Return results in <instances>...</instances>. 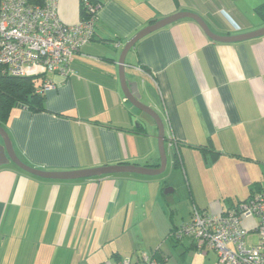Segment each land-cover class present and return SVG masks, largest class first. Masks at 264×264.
I'll return each instance as SVG.
<instances>
[{
    "label": "crops",
    "instance_id": "crops-1",
    "mask_svg": "<svg viewBox=\"0 0 264 264\" xmlns=\"http://www.w3.org/2000/svg\"><path fill=\"white\" fill-rule=\"evenodd\" d=\"M98 2L95 37L75 54L74 72L66 79L50 74L58 84L43 92V108L14 107L0 124L16 154L36 169L160 165L158 125L126 97L119 64L127 42L148 25L188 11L219 35L264 27L257 10L264 0ZM59 13L65 23H76L80 0H59ZM125 75L163 120L166 170L60 180L13 162L0 166V264L136 262L157 249L161 264H219L215 250L199 251L191 238L175 245L168 235L196 206L223 213L264 188V35L215 41L196 20L183 18L138 40ZM210 144L216 159L200 148ZM177 171L185 184L175 197ZM168 187L174 190L166 194ZM183 197L193 207L185 214L177 205ZM256 221L243 223L251 228ZM257 239L252 231L249 242Z\"/></svg>",
    "mask_w": 264,
    "mask_h": 264
},
{
    "label": "built area",
    "instance_id": "built-area-1",
    "mask_svg": "<svg viewBox=\"0 0 264 264\" xmlns=\"http://www.w3.org/2000/svg\"><path fill=\"white\" fill-rule=\"evenodd\" d=\"M89 17L74 24L65 23L59 13V0H1L0 66L19 76H36L43 93L57 87V74L66 79L74 71L71 62L81 48L96 34L97 10L91 0H84ZM171 144L177 145L171 138ZM257 217L248 228L244 219ZM258 239L249 242L251 232ZM176 238H191L199 251L213 249L219 264H264V192L256 193L223 213L194 208L191 219L180 224ZM103 264H161L153 254L143 253L138 261L130 259Z\"/></svg>",
    "mask_w": 264,
    "mask_h": 264
},
{
    "label": "water",
    "instance_id": "water-1",
    "mask_svg": "<svg viewBox=\"0 0 264 264\" xmlns=\"http://www.w3.org/2000/svg\"><path fill=\"white\" fill-rule=\"evenodd\" d=\"M183 18H192L196 20L203 28V30L207 33V35L215 41L238 42L264 35V27L258 30H254L248 33H243L238 35H219L213 32L209 27L208 23L204 20V18L198 15L197 13L181 11L169 15L154 24L148 25L127 42L119 59V64L121 67L120 72H121L122 86L124 88L125 95L129 99V101L138 109L145 111L150 116H152L158 125L159 149H160V158H161V163L158 167L152 168V167H144L135 164H118V165H107L102 167L71 170V171H61V172L36 169L24 163L20 159V157L16 154V152L13 149L12 142L10 140L8 132L1 125H0V139L3 140V143L0 142V166L8 164L9 162H13L21 169L29 173H32L36 176L42 178L60 179V180L79 179L84 177L100 176L103 174L118 173V172L137 173L144 175H158L164 172L167 168L168 158H167V150L165 146V127L163 120L159 115V113L154 108H152L151 106L147 105L142 101V93L140 91L139 83L136 82L135 88H132L130 83L126 80L125 64H126V57L128 52L135 47L138 40L164 26H167ZM150 93L155 97L156 94L152 89H150ZM173 190H174L173 188L168 187L165 190V193L169 194Z\"/></svg>",
    "mask_w": 264,
    "mask_h": 264
},
{
    "label": "trees",
    "instance_id": "trees-1",
    "mask_svg": "<svg viewBox=\"0 0 264 264\" xmlns=\"http://www.w3.org/2000/svg\"><path fill=\"white\" fill-rule=\"evenodd\" d=\"M94 5H99L100 3L98 0H91ZM1 5V0H0ZM258 13L263 16L264 15V3L257 9ZM80 14L81 17H89L90 15H93V13L87 11V6L84 3V0H80ZM39 79L36 76H25V77H19L14 76L7 71H4V68L0 66V124H5L7 121L10 112L12 108L17 106H26L31 109H42L43 108V102H44V93H40L37 91V87L39 86ZM41 83V82H40ZM212 142V141H210ZM209 142V143H210ZM207 145H204L200 147L202 150L206 151L207 148L211 149L213 153V158L216 159L218 157L217 151L213 150L214 147L212 144L208 147ZM175 163H180L179 158V151L175 154ZM264 192V188L255 191L252 193L247 199L240 201L238 204H236L234 207H237L241 202L246 201L251 198L256 193ZM198 208V206H196ZM200 209V207L198 208ZM202 210V209H201ZM171 218H173V213H170ZM177 226H172V229L168 235V238L171 239L172 242L177 245L178 242H181V240L185 239H179L176 238L174 235V232L176 230ZM194 248H196V243L194 241ZM161 253V249H157L155 251V254L153 253V256L156 257V255L159 257ZM157 258V257H156ZM160 258V257H159ZM163 259V258H162ZM157 260L160 262V260L157 258Z\"/></svg>",
    "mask_w": 264,
    "mask_h": 264
},
{
    "label": "rangeland",
    "instance_id": "rangeland-1",
    "mask_svg": "<svg viewBox=\"0 0 264 264\" xmlns=\"http://www.w3.org/2000/svg\"><path fill=\"white\" fill-rule=\"evenodd\" d=\"M170 170H171V168H168L167 171H166L165 173H168ZM174 174H175L174 176H175V179H176V181H177V184H178V186H179L178 193H177V192L175 193V197H178L177 195H181L180 192H181V189H182V184H183V183L185 184V181H184V177L182 176L181 172H178V171H177V172H175ZM181 196H182V195H181ZM177 205L179 206L181 212L184 211V214L186 213L188 206H189V207H192V203H191L190 199L187 200V199L184 198V197H183L182 200H180V201L177 203ZM192 208H193V207H192ZM190 209H191V208H190ZM181 212L179 213V215L176 216V220H177V221H181V216H182Z\"/></svg>",
    "mask_w": 264,
    "mask_h": 264
}]
</instances>
